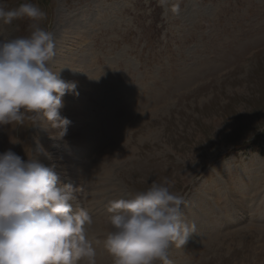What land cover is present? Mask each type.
Returning <instances> with one entry per match:
<instances>
[{
    "label": "rangeland",
    "instance_id": "obj_1",
    "mask_svg": "<svg viewBox=\"0 0 264 264\" xmlns=\"http://www.w3.org/2000/svg\"><path fill=\"white\" fill-rule=\"evenodd\" d=\"M26 2L46 18L0 21V40L29 36L33 23L51 31L47 66L79 95L62 97L63 140L26 118L0 126V153L35 159L78 189L96 264H113L109 201L166 178L196 225L185 246H170L169 264H264V0L0 5Z\"/></svg>",
    "mask_w": 264,
    "mask_h": 264
},
{
    "label": "clouds",
    "instance_id": "obj_2",
    "mask_svg": "<svg viewBox=\"0 0 264 264\" xmlns=\"http://www.w3.org/2000/svg\"><path fill=\"white\" fill-rule=\"evenodd\" d=\"M168 0H159L161 7ZM179 12V5L171 9ZM40 21L46 13L31 2L17 8L0 5V21ZM27 37L0 40V126L40 123L53 140H63L70 120L61 115L62 97L79 95L47 62L55 55L54 35L38 23ZM38 143V140H37ZM172 181L152 182L130 199L109 201L110 230L104 245L113 264H169L168 249L185 246L195 223L182 219L184 195L171 191ZM70 183H61L54 168L23 160L12 150L0 153V264H96L88 239L94 219L76 200Z\"/></svg>",
    "mask_w": 264,
    "mask_h": 264
},
{
    "label": "bare ground",
    "instance_id": "obj_3",
    "mask_svg": "<svg viewBox=\"0 0 264 264\" xmlns=\"http://www.w3.org/2000/svg\"><path fill=\"white\" fill-rule=\"evenodd\" d=\"M77 61V60H76ZM85 82V81H84ZM242 206V205H241Z\"/></svg>",
    "mask_w": 264,
    "mask_h": 264
}]
</instances>
